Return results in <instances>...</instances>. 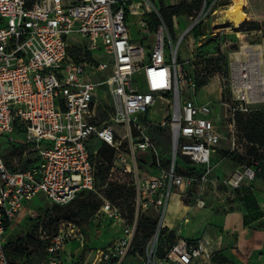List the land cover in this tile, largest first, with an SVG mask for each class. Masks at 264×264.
Instances as JSON below:
<instances>
[{
	"label": "built area",
	"instance_id": "1",
	"mask_svg": "<svg viewBox=\"0 0 264 264\" xmlns=\"http://www.w3.org/2000/svg\"><path fill=\"white\" fill-rule=\"evenodd\" d=\"M209 1L203 0L191 27L212 11L216 0ZM150 14L159 19L155 28ZM135 17L139 32L151 40H133ZM178 46L161 15V0H0V137L14 143L13 134L23 136L36 158L26 169H11L0 146V264H11L5 249L11 224L18 217L37 218L31 202L39 193L65 206L90 190L102 200L97 213L122 216L97 186L95 156L103 146L113 149L110 174L131 175L136 215L151 210L160 217L148 264H215V243L205 236H177L164 257L157 255L172 193L198 183L197 204L205 207L201 195L223 139L209 103L182 99V89L196 91L197 82L184 72ZM157 99L169 111L158 121L171 130L167 163L149 134ZM227 127L235 144V112ZM179 156L201 172H181ZM255 178V168L244 166L224 182L236 189ZM127 232L120 243L123 254L135 226ZM70 236L63 227L42 235L47 256L41 264H62Z\"/></svg>",
	"mask_w": 264,
	"mask_h": 264
},
{
	"label": "rangeland",
	"instance_id": "2",
	"mask_svg": "<svg viewBox=\"0 0 264 264\" xmlns=\"http://www.w3.org/2000/svg\"><path fill=\"white\" fill-rule=\"evenodd\" d=\"M196 1L161 0V3L163 2L166 7H180L176 18L177 27H174L173 31L170 29V32L174 44L177 46L179 44L180 61L185 62L182 65L184 72L194 79L198 77L207 79V84L202 88L197 86L196 91L182 89V99L191 97L201 104L209 103L212 109L211 117L221 129L223 139L213 154L211 179L204 186L201 195L206 202L205 207L197 204L198 183L187 191L178 190L172 193L162 224L163 229L170 231L172 238L199 237L210 227L218 225L221 218L229 214L234 215L235 212L239 213L236 215L244 217L246 226L264 228V148L259 149L260 156H257L252 152V145L242 137L239 130L233 144L227 127L234 112L241 110L249 113L252 109H264L263 31L250 30L249 25L242 29L246 22L251 21L264 25V0H242V9L245 13L240 17L242 25L239 28L233 25L234 20L230 11L235 0H216L212 11L191 27L203 5L202 0L200 8H196ZM211 1L213 0L209 1L210 4ZM131 22L133 40L138 43L146 40V35L139 32L138 18H132ZM148 40H151V37L145 42ZM237 86L243 87L245 91L242 93L236 91ZM245 93L248 97L243 96ZM165 109V103L157 99L149 116L152 120L151 128L161 129L156 140L160 153L163 158H169L172 153L170 126L168 124L161 126L158 122L168 115L169 111ZM13 137L17 139L14 143L8 142V136L0 137L3 153L13 167L27 168L30 166L27 161L35 159V152L29 151L31 146L25 142L23 136L13 134ZM12 149H15L13 154ZM226 152L232 155L228 156ZM177 162L178 169L183 173L198 175L202 170L187 157L179 156ZM251 163L257 169L253 181L245 182L236 189L224 182L235 169L250 166ZM141 166L147 169L146 164L142 163ZM127 182L126 175L115 170L101 186L102 192L108 197L107 192L111 189L112 183L127 185ZM100 184L99 179L97 186ZM128 190L127 185L125 192H129ZM112 202L122 213L119 219L107 212H96L87 220L79 217L64 220L59 218L55 209L56 204L49 201L43 193H39L31 202V207L37 210V218L25 217L20 220L18 217L7 230L8 242L15 240L20 230L42 237L53 235L63 227L73 236L63 244L60 256L62 264H148L149 253L156 242L154 234L145 241L143 235L138 233L139 220L143 214L153 215L160 220L158 213L149 210L137 216L131 198H120ZM134 226L131 244L123 254L120 243L129 237L127 230ZM136 235H139L138 239ZM219 236L213 232L211 238L216 240ZM157 255L159 256V253ZM218 260L216 257L217 263ZM14 264L27 262L21 257L16 258Z\"/></svg>",
	"mask_w": 264,
	"mask_h": 264
},
{
	"label": "trees",
	"instance_id": "3",
	"mask_svg": "<svg viewBox=\"0 0 264 264\" xmlns=\"http://www.w3.org/2000/svg\"><path fill=\"white\" fill-rule=\"evenodd\" d=\"M201 4H202V0H197L195 7L200 8ZM179 9L180 7L177 6L166 7L163 4V2L161 3V15L168 24L169 28L172 29V31L174 29L173 17L174 16L177 17V14L180 11ZM149 20L152 28H155L159 23V19L153 14H150ZM245 25H249L250 30L263 31V36H264V25H262L261 23L256 21L246 22L243 25L242 29H244ZM195 80L199 88H202L207 84L206 78L198 77L195 78ZM235 120L237 125V132L239 130L242 134V137H244L246 141L252 145V150H253L252 152H254L257 156H260L258 151L259 149L264 148V109H259V108L252 109L249 113L240 110L238 112H235ZM160 130L161 129L158 128H150L149 134L155 140H157V135ZM14 152L15 149H12V154ZM226 154L228 156L232 155L229 152H226ZM95 157L97 159V163H96L97 181L99 179L101 180V184L98 187H101L105 184L110 174V168H111L110 163L113 158V149L107 146H103ZM183 157H187V156H183ZM4 158L6 164L11 169H17L9 163V160L6 158L5 155ZM260 159L263 160L261 157ZM164 160H166L167 163L170 160V158L164 157ZM35 162H36V158L33 161L32 160L27 161V163H29L30 165H32ZM190 162L192 161L190 160ZM249 165L253 166L257 171L254 164L251 163ZM124 174L126 175L129 182L131 179L130 178L131 175L127 173ZM128 182L127 185L129 192H125L127 185H118V184L114 185L112 183L111 189L107 192L108 197L112 201H118V199L120 198L123 199L131 198L133 204L134 190L132 186L128 184ZM101 203L102 200L101 198H99L96 192L90 190H83L80 192L78 197L73 202H71L68 205H65L64 209L60 205H55L56 206L55 209L60 219L70 220V219H77L79 217L84 220H87L93 215H95V213L100 208ZM157 219L158 217L155 218V216L153 215L143 214L141 216L139 220L138 233H141L143 235L145 241H148L151 238V236L155 233L158 222ZM138 238L139 235L137 236L136 239ZM175 239L176 238L171 237V233L169 230H167L166 228L162 229L158 243V253L160 257H164L166 255L167 251L174 243ZM5 249L11 264H14V260L16 258H21V257L25 258L27 264H41L47 256L45 241L41 240L40 237H36L32 234L25 232L24 230L19 231L18 236L15 240L7 242L5 245ZM218 258L220 259L218 260L219 264H226L225 261L221 260L220 257Z\"/></svg>",
	"mask_w": 264,
	"mask_h": 264
},
{
	"label": "crops",
	"instance_id": "4",
	"mask_svg": "<svg viewBox=\"0 0 264 264\" xmlns=\"http://www.w3.org/2000/svg\"><path fill=\"white\" fill-rule=\"evenodd\" d=\"M236 214L239 213L221 218L218 225L210 227L199 237L205 236L214 241L215 264H219L216 257H220L226 264H264V228L246 226L244 217ZM213 232L220 235L218 239L211 238Z\"/></svg>",
	"mask_w": 264,
	"mask_h": 264
},
{
	"label": "bare ground",
	"instance_id": "5",
	"mask_svg": "<svg viewBox=\"0 0 264 264\" xmlns=\"http://www.w3.org/2000/svg\"><path fill=\"white\" fill-rule=\"evenodd\" d=\"M241 2H242V0H235L234 4L232 5V9L230 10L231 13H232V16H233V20H234L233 23H234V26L236 28H239L242 25L240 17L242 15H244V13H245V11L242 9V3ZM236 91L242 93V92L245 91V89L243 87H241V86H237L236 87ZM243 96L248 97V95H246V93L243 94Z\"/></svg>",
	"mask_w": 264,
	"mask_h": 264
}]
</instances>
